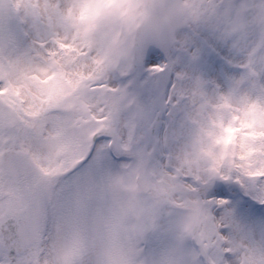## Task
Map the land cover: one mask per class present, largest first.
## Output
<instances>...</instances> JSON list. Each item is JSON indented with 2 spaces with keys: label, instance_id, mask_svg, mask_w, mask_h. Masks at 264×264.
<instances>
[{
  "label": "snow or ice",
  "instance_id": "1",
  "mask_svg": "<svg viewBox=\"0 0 264 264\" xmlns=\"http://www.w3.org/2000/svg\"><path fill=\"white\" fill-rule=\"evenodd\" d=\"M0 264H264V0H0Z\"/></svg>",
  "mask_w": 264,
  "mask_h": 264
}]
</instances>
